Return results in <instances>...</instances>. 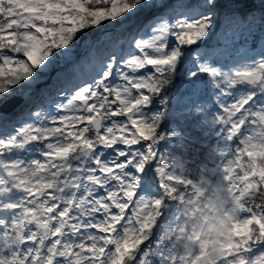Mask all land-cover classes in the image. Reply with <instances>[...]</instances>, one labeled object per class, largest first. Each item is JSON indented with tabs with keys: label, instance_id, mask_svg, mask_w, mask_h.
Listing matches in <instances>:
<instances>
[{
	"label": "snow or ice",
	"instance_id": "snow-or-ice-1",
	"mask_svg": "<svg viewBox=\"0 0 264 264\" xmlns=\"http://www.w3.org/2000/svg\"><path fill=\"white\" fill-rule=\"evenodd\" d=\"M222 25L264 0H0V264H264V41L229 67ZM109 28L146 31L99 59ZM176 162L229 199L178 255Z\"/></svg>",
	"mask_w": 264,
	"mask_h": 264
},
{
	"label": "rangeland",
	"instance_id": "rangeland-1",
	"mask_svg": "<svg viewBox=\"0 0 264 264\" xmlns=\"http://www.w3.org/2000/svg\"><path fill=\"white\" fill-rule=\"evenodd\" d=\"M167 2L174 5L187 4L195 6L199 0H167ZM254 12L255 15H260L258 8L255 9ZM106 31L108 33V44L106 47H98L96 55L99 59L105 58L113 51L117 54H120L122 51L126 53L134 33L142 35L146 30L109 28ZM250 38L252 43L256 44L247 48V44H242V42L247 41ZM262 41H264V31L261 30L259 25H257L252 31L237 30L233 32H229L227 27L222 25L220 29H218V34L214 38L212 44L213 46L217 47L220 52L227 53V56L221 57V60L225 65L231 67L233 65L240 66L242 54H255L258 52V46ZM255 46L256 48H254ZM75 59L76 61L83 63L89 62L87 59V52L85 51L83 45H81V47L76 50ZM68 67L71 68V64H69ZM237 87L240 88L242 86ZM201 100L211 101L212 96L206 91L205 94L201 96ZM43 103L46 104L47 101H44ZM33 108L46 111V108L41 106L40 101L37 102ZM19 111L20 109H16V112ZM10 117H15V113H12ZM21 155H24L25 158L28 157V154L22 153ZM170 171H173V164L172 162H167L166 166L162 168V172L167 173ZM184 172L191 175L193 178L191 181H189L191 187L186 189L183 198H180L179 192L173 194V202L175 203V200L179 199L180 203L176 209L177 215L171 222L172 225L175 226L171 227V229L165 233V238H176L173 250L174 254L177 255L182 252H190L193 246L197 244L202 237L207 235L213 228H215L220 222L221 216L225 214L224 210L229 204V199L227 196L222 194L220 191H217L212 184L205 182L202 187L195 184V178L197 176L196 164L185 165L182 170L179 167V162H176L175 173L177 179H185L186 176H184ZM156 180H158V177L154 176L153 182L155 183ZM184 215H191L189 222L185 219V217H183ZM192 215H195V217ZM159 227L160 225L158 223L157 228ZM153 231L155 232L156 229Z\"/></svg>",
	"mask_w": 264,
	"mask_h": 264
},
{
	"label": "bare ground",
	"instance_id": "bare-ground-1",
	"mask_svg": "<svg viewBox=\"0 0 264 264\" xmlns=\"http://www.w3.org/2000/svg\"><path fill=\"white\" fill-rule=\"evenodd\" d=\"M139 35H140V34H139ZM139 35H138V33H134L133 36H137V37H138ZM38 102H39V101H38ZM33 106H35V104H34ZM12 118H14V117H9V119H12Z\"/></svg>",
	"mask_w": 264,
	"mask_h": 264
},
{
	"label": "trees",
	"instance_id": "trees-1",
	"mask_svg": "<svg viewBox=\"0 0 264 264\" xmlns=\"http://www.w3.org/2000/svg\"><path fill=\"white\" fill-rule=\"evenodd\" d=\"M187 174V173H186ZM188 175V174H187ZM189 176V175H188ZM180 186H183V185H180Z\"/></svg>",
	"mask_w": 264,
	"mask_h": 264
}]
</instances>
